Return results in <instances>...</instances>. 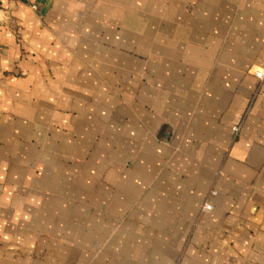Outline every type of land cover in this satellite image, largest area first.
I'll list each match as a JSON object with an SVG mask.
<instances>
[{"label":"crops","instance_id":"obj_1","mask_svg":"<svg viewBox=\"0 0 264 264\" xmlns=\"http://www.w3.org/2000/svg\"><path fill=\"white\" fill-rule=\"evenodd\" d=\"M262 69L264 0H0V264H264Z\"/></svg>","mask_w":264,"mask_h":264},{"label":"built area","instance_id":"obj_2","mask_svg":"<svg viewBox=\"0 0 264 264\" xmlns=\"http://www.w3.org/2000/svg\"><path fill=\"white\" fill-rule=\"evenodd\" d=\"M33 8H35V7H33ZM256 78L259 81V85H262V83L264 82V69L259 70V71L256 72ZM241 125L242 124H239V125H237L236 127L233 128V138L234 139H236L238 137V135H239V133L241 131ZM215 196H217V191L213 190L210 193L209 197L204 202L203 207L201 209V214L209 213V212L212 211L213 207H212V205L210 203V199L212 197H215Z\"/></svg>","mask_w":264,"mask_h":264}]
</instances>
